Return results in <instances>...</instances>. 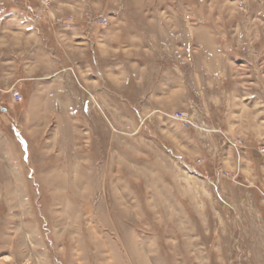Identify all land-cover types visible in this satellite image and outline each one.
Listing matches in <instances>:
<instances>
[{
    "label": "rangeland",
    "instance_id": "obj_1",
    "mask_svg": "<svg viewBox=\"0 0 264 264\" xmlns=\"http://www.w3.org/2000/svg\"><path fill=\"white\" fill-rule=\"evenodd\" d=\"M263 142L264 0H0V264H264Z\"/></svg>",
    "mask_w": 264,
    "mask_h": 264
},
{
    "label": "built area",
    "instance_id": "obj_2",
    "mask_svg": "<svg viewBox=\"0 0 264 264\" xmlns=\"http://www.w3.org/2000/svg\"><path fill=\"white\" fill-rule=\"evenodd\" d=\"M177 117H178V119L184 120L185 115L181 113V114H178ZM259 152H260L261 156H263V158H264V142L259 146Z\"/></svg>",
    "mask_w": 264,
    "mask_h": 264
}]
</instances>
